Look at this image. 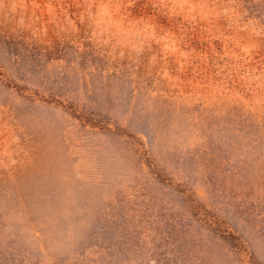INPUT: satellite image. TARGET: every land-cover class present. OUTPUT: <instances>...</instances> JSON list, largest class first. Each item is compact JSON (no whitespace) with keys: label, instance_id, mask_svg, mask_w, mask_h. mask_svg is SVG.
Segmentation results:
<instances>
[{"label":"rangeland","instance_id":"obj_1","mask_svg":"<svg viewBox=\"0 0 264 264\" xmlns=\"http://www.w3.org/2000/svg\"><path fill=\"white\" fill-rule=\"evenodd\" d=\"M0 264H264V0H0Z\"/></svg>","mask_w":264,"mask_h":264}]
</instances>
